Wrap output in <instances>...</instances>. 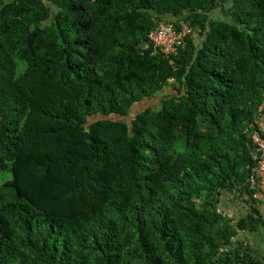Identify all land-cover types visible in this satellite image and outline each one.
I'll return each mask as SVG.
<instances>
[{"label": "trees", "instance_id": "obj_1", "mask_svg": "<svg viewBox=\"0 0 264 264\" xmlns=\"http://www.w3.org/2000/svg\"><path fill=\"white\" fill-rule=\"evenodd\" d=\"M263 93L264 0H0V264H264Z\"/></svg>", "mask_w": 264, "mask_h": 264}, {"label": "built area", "instance_id": "obj_2", "mask_svg": "<svg viewBox=\"0 0 264 264\" xmlns=\"http://www.w3.org/2000/svg\"><path fill=\"white\" fill-rule=\"evenodd\" d=\"M202 31L200 27L193 26L189 20L162 21L150 31L148 38L155 52L170 57L186 48L188 38H193ZM252 126H255L251 138L257 152V165L250 181L255 190L253 197L264 200V103L260 106L258 117Z\"/></svg>", "mask_w": 264, "mask_h": 264}, {"label": "crops", "instance_id": "obj_3", "mask_svg": "<svg viewBox=\"0 0 264 264\" xmlns=\"http://www.w3.org/2000/svg\"><path fill=\"white\" fill-rule=\"evenodd\" d=\"M213 16H221V9H216L214 11ZM193 38H194L196 43H200L202 40V35L197 34ZM166 88L168 89V91L166 92V95L167 94L171 95V94H174L176 92V90L173 88V86L171 84L164 87L162 89V91ZM172 91H175V92L172 93ZM157 95H159V94H157ZM166 95H164V96H166ZM163 97H161L159 99V101ZM153 108H155V107H153ZM239 239H240V241H243V244H244L243 248L245 250H247V252H251L255 255H259L262 258V261L264 262V230L263 229L255 231V232H253V231H251V232L250 231H246V232L242 231L240 233Z\"/></svg>", "mask_w": 264, "mask_h": 264}, {"label": "rangeland", "instance_id": "obj_4", "mask_svg": "<svg viewBox=\"0 0 264 264\" xmlns=\"http://www.w3.org/2000/svg\"><path fill=\"white\" fill-rule=\"evenodd\" d=\"M168 89H164L163 91L161 90L158 92L159 95L153 97V98H148L143 100L142 102L136 103L132 109H131V114L127 116V120H131V118L135 117L138 112L141 110H144L148 107H158V102L161 97L166 95V92ZM171 91V90H170ZM175 91H172L174 93ZM13 178V173L10 170H0V185L4 184L7 180H11ZM244 247V244L243 246Z\"/></svg>", "mask_w": 264, "mask_h": 264}, {"label": "clouds", "instance_id": "obj_5", "mask_svg": "<svg viewBox=\"0 0 264 264\" xmlns=\"http://www.w3.org/2000/svg\"><path fill=\"white\" fill-rule=\"evenodd\" d=\"M88 133H89V131H87ZM250 138H251V135H250ZM251 140H252V138H251ZM255 153H256V165H257V152H256V150H255ZM256 165H255V168H256ZM255 168H254V172H255ZM253 176V174H251V177ZM251 177L249 178L250 180H251ZM250 184H251V181H250ZM252 186V185H251ZM252 188H253V186H252ZM263 200V199H262Z\"/></svg>", "mask_w": 264, "mask_h": 264}, {"label": "water", "instance_id": "obj_6", "mask_svg": "<svg viewBox=\"0 0 264 264\" xmlns=\"http://www.w3.org/2000/svg\"><path fill=\"white\" fill-rule=\"evenodd\" d=\"M86 136L89 138V133L88 132H86Z\"/></svg>", "mask_w": 264, "mask_h": 264}]
</instances>
